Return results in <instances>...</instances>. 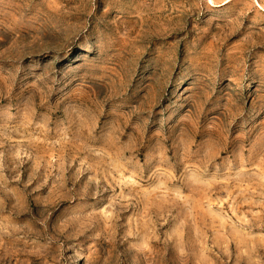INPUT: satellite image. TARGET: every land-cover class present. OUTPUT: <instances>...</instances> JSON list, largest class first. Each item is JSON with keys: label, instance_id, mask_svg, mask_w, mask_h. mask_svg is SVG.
<instances>
[{"label": "rangeland", "instance_id": "1", "mask_svg": "<svg viewBox=\"0 0 264 264\" xmlns=\"http://www.w3.org/2000/svg\"><path fill=\"white\" fill-rule=\"evenodd\" d=\"M0 264H264V0H0Z\"/></svg>", "mask_w": 264, "mask_h": 264}]
</instances>
